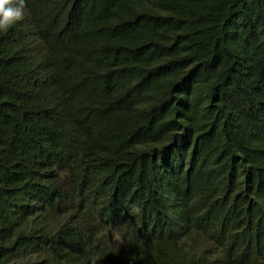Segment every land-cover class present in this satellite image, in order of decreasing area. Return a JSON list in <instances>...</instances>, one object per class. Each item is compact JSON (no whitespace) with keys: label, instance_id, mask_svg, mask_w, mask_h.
<instances>
[{"label":"trees","instance_id":"1","mask_svg":"<svg viewBox=\"0 0 264 264\" xmlns=\"http://www.w3.org/2000/svg\"><path fill=\"white\" fill-rule=\"evenodd\" d=\"M0 264H264V0H25Z\"/></svg>","mask_w":264,"mask_h":264},{"label":"clouds","instance_id":"2","mask_svg":"<svg viewBox=\"0 0 264 264\" xmlns=\"http://www.w3.org/2000/svg\"><path fill=\"white\" fill-rule=\"evenodd\" d=\"M25 0H0V30L23 19Z\"/></svg>","mask_w":264,"mask_h":264},{"label":"rangeland","instance_id":"3","mask_svg":"<svg viewBox=\"0 0 264 264\" xmlns=\"http://www.w3.org/2000/svg\"><path fill=\"white\" fill-rule=\"evenodd\" d=\"M102 233L107 239L112 240L115 246L121 245L122 236L116 230L106 227Z\"/></svg>","mask_w":264,"mask_h":264}]
</instances>
